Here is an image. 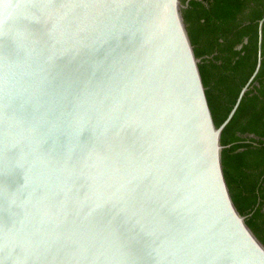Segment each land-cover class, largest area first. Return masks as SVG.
<instances>
[{
	"label": "water",
	"instance_id": "1",
	"mask_svg": "<svg viewBox=\"0 0 264 264\" xmlns=\"http://www.w3.org/2000/svg\"><path fill=\"white\" fill-rule=\"evenodd\" d=\"M188 3L0 0V264H264Z\"/></svg>",
	"mask_w": 264,
	"mask_h": 264
},
{
	"label": "trees",
	"instance_id": "2",
	"mask_svg": "<svg viewBox=\"0 0 264 264\" xmlns=\"http://www.w3.org/2000/svg\"><path fill=\"white\" fill-rule=\"evenodd\" d=\"M183 15L219 126L255 70L264 0H189ZM221 141L232 198L264 243V27L260 70L224 128Z\"/></svg>",
	"mask_w": 264,
	"mask_h": 264
}]
</instances>
